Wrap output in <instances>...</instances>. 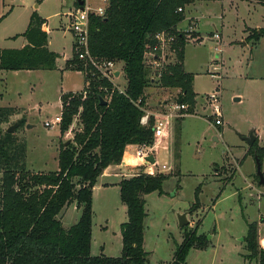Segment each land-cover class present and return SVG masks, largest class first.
<instances>
[{"label":"rangeland","instance_id":"obj_1","mask_svg":"<svg viewBox=\"0 0 264 264\" xmlns=\"http://www.w3.org/2000/svg\"><path fill=\"white\" fill-rule=\"evenodd\" d=\"M76 1L0 0V48L22 47L23 33L33 13H37L46 21L49 49L69 61L80 60L83 68V71H0V107L15 108L0 123V131L12 135L15 143L26 145L29 171L56 172L61 145L68 140L72 142L78 131V121L65 135L60 132V123L52 128L45 126L47 121L55 122L61 116L62 94L84 93L90 82L89 76L83 74L89 64L79 59L78 47L69 31L70 12ZM88 4L97 8L101 2L88 0ZM200 4L196 1L185 6V19L193 16L198 23L188 26L185 20L177 26L176 34L172 35L175 40L162 48L160 67L152 65L149 55L145 58L149 76L158 81V69L176 62L177 36L183 34L184 65L195 77L196 102L193 106L186 104L182 115L176 113L171 140L165 138L158 146L153 175L164 174L168 178L161 194L153 192L145 196L144 249L149 264H173L184 236L178 214L189 212L198 203L197 210L189 214L191 224L187 228L203 235L208 246L204 250L191 249L185 264H257L245 258L248 254L245 237L248 224L257 223L259 243L264 247V186L258 183L255 160L258 154L254 152L264 149V35L258 42L254 39L255 32L264 29V9H258L256 4L250 9L245 5L234 9L218 1L204 4L196 11ZM246 29L248 33L244 32ZM91 64L100 66L97 62ZM63 66L67 68L64 62ZM117 67L122 75L116 84L124 89L127 80L123 64ZM214 91L220 98V116L215 115L208 98ZM158 92L159 99L166 98L158 104L163 112L168 110L167 104L176 102L174 98L180 90L169 89L162 96L161 90ZM11 127L15 128L13 133L8 132ZM252 132L258 137L254 148L245 140ZM136 150L132 147L129 152L135 155ZM259 154L264 173V152ZM163 166L170 169L162 171ZM145 169L144 165L124 171L122 178H131ZM92 211V256L120 257L122 225L128 221V214L119 188H96ZM81 214L82 208L72 204L59 218L63 227L69 229Z\"/></svg>","mask_w":264,"mask_h":264},{"label":"trees","instance_id":"obj_2","mask_svg":"<svg viewBox=\"0 0 264 264\" xmlns=\"http://www.w3.org/2000/svg\"><path fill=\"white\" fill-rule=\"evenodd\" d=\"M196 1L110 0L104 17H90L91 57L123 64L127 85L119 89L114 80L90 66L84 75L90 78L84 93L62 94L61 134L65 135L75 121L79 124L73 141L60 147L56 172L29 171L26 145L15 143L12 135L0 131V264H149L144 249L145 196L161 194L168 176L142 172L120 182V198L128 214V221L122 225L120 257L91 254L93 189L107 168L123 162L127 146L153 143L154 116L147 124L142 122L147 114L148 87L155 84L179 89L174 98L177 103L195 104V77L185 70L183 34L177 36L176 62L158 70V81L149 76L145 58L155 45L154 36L162 31L176 34L177 26L185 19V6ZM257 1L264 4V0ZM45 24L33 13L23 33L27 44L20 49H0V71L57 69L59 56L48 48ZM263 35L264 29L256 31L255 41ZM79 64L80 60L72 59L67 69L83 71ZM101 98L107 102L105 105ZM14 111L0 107V123ZM257 142L258 138L252 148ZM254 152L261 160L259 153L264 149ZM72 204L82 208V214L75 225L65 229L59 217ZM197 207L198 203L194 204L189 212ZM187 227L182 228L183 241L177 246L173 264H185L191 249L204 250L208 246L203 235ZM245 243V258L264 264L257 223L248 224Z\"/></svg>","mask_w":264,"mask_h":264},{"label":"built area","instance_id":"obj_3","mask_svg":"<svg viewBox=\"0 0 264 264\" xmlns=\"http://www.w3.org/2000/svg\"><path fill=\"white\" fill-rule=\"evenodd\" d=\"M100 2L101 5L97 8H92L88 4V0H84L83 6H80L78 4L72 10V12H70L69 31L72 33L74 42L78 47L77 55L79 59L85 60V62L89 64V67L92 66L95 70H99L104 76L109 77L115 82V79L118 78V76H115V72H118L117 65L113 61L103 62L97 59H93L89 52L90 17L92 15L97 17H104L108 5L110 3V0H100ZM178 11L182 12L183 10L182 8H179ZM154 39H155V45L148 50L146 55H149L152 58V65H154L155 67H160L161 63L159 57L161 56L163 46H165L166 43L173 42L175 39L172 35H170L166 31L158 32L154 36ZM162 56H164L163 53ZM166 57L164 58V60L167 62L168 60H166ZM92 62H97L100 66L95 67L91 64ZM94 69L91 70L92 75H94L93 72ZM83 74L84 75L86 74V70L83 72ZM208 98L211 101V103L214 105L215 115L220 116L221 108L218 105L220 98L217 92L214 91ZM166 107L168 109L167 111L164 110L163 112H160L158 114L147 113L142 119L143 124H147L149 117L151 115L154 116L153 143L150 145H139L136 150V157L138 158V160H140V162H142L141 166L145 165L146 166L145 172L151 175L154 174V168L156 167V163H157L156 158L158 154L159 144H161L165 138H168L170 136L172 122L175 119V117L177 115H182V112L187 109L186 104H180L177 102L172 104H167ZM176 113L178 114L176 115ZM61 121H62L61 116H58L55 118V122L47 121L45 123V126L52 128L56 123L57 124L61 123ZM216 123L219 124L218 120L216 121ZM149 158H153L154 161L153 162L149 161L148 160ZM167 169L170 168H167V166L162 167V171H165Z\"/></svg>","mask_w":264,"mask_h":264},{"label":"crops","instance_id":"obj_4","mask_svg":"<svg viewBox=\"0 0 264 264\" xmlns=\"http://www.w3.org/2000/svg\"><path fill=\"white\" fill-rule=\"evenodd\" d=\"M78 1L79 0H77L76 2H75V4H74V7H73V9L78 5ZM84 1V0H83ZM199 2H201L202 4H200L199 5V9H197L196 11H199V10H201L202 9V7H203V5L204 4H208V3H212V2H218V1H220V2H226V3H228L229 5H230V7H232V8H234V9H238L240 6H242V5H245V6H247L249 9H250V6H253L254 4H256V6L258 7V9L259 8H263L264 9V4H262V3H260L259 1H257V0H198ZM37 7L39 6V4H37L36 5ZM257 9V10H258ZM42 18V17H41ZM186 18L187 19H184L182 22H184L185 20H188V26H190V24H193L195 21L198 23V19L196 18V17H193V16H189V17H187L186 16ZM182 22L181 23H179V27L181 26V24H182ZM245 26H247V25H245ZM247 28V27H246ZM45 29L47 30V32H48V27L46 26V24H45ZM248 29V28H247ZM247 29L246 30H244V32L245 33H248L247 32ZM249 35V34H248ZM248 35H245V37H247ZM222 40H223V38H222ZM48 41H49V39H48ZM27 44V42H26V40H25V42L23 43V45H22V47L23 46H25ZM48 45H49V43H48ZM22 47H20V48H22ZM20 48H10V49H20ZM49 48V47H48ZM0 49H2V48H0ZM50 50V49H49ZM51 51V50H50ZM52 52H54V53H56V54H58V59H57V69L56 70H60V71H67V70H70V69H67L66 68V66L64 67L63 66V62L65 63V65H67V62L69 61V58H64L63 56H61L59 53H57L56 51H52ZM60 62H62V64L60 63ZM118 65H120V63L118 64ZM117 65V66H118ZM118 68V67H117ZM186 70V69H185ZM187 71V70H186ZM118 72L120 73L119 75H118V78L117 79H115V83H116V81L120 78V76L122 75V73L119 71V69H118ZM188 72V71H187ZM190 73V72H189ZM153 82H154V80H153ZM118 85V84H117ZM120 88V87H119ZM193 88H194V84H193ZM123 89V88H122ZM125 89V88H124ZM161 90V96L163 95V93H165L167 90H169V89H166V88H161V87H159V86H157V85H155V84H152L150 87H148L147 89H146V91H145V96H146V108H147V113H149V114H158V113H160L162 110H160L159 108H160V106L158 105L159 104V102H161V101H164V100H166V98H164L163 100H162V98L163 97H161L160 99H159V92L158 91H160ZM71 92H73V93H75V91H71ZM78 92V91H77ZM195 92V91H194ZM68 93H70V92H68ZM154 93H155V95L157 96V97H154L155 95H154ZM196 93V92H195ZM167 94V93H166ZM152 95H154L153 97H152ZM159 99V100H158ZM168 101V100H167ZM156 102H158V103H156ZM15 109V108H14ZM172 132H173V128L171 127V134H170V137H168L170 140H171V135H172ZM258 138V137H257ZM132 147H135V148H138V145H129V146H127L126 147V150H125V154H124V157H123V162L120 164V165H113V166H110L109 168H107L105 171H104V173H103V175L102 176H100L99 177V179H98V182H97V184H96V186L94 187V189H93V191L96 189V188H100V189H109V188H111V187H118L119 188V190H120V187H119V184H120V182L123 180V179H125V178H122V173L124 172V171H128V170H130V169H133V168H135V167H139V166H141V162H140V160H138V158L136 157V154L134 155V154H131L130 152H129V149H131ZM111 178H116V179H118V181L116 182V181H109V180H111ZM108 180V181H107ZM190 224H191V222H190Z\"/></svg>","mask_w":264,"mask_h":264},{"label":"water","instance_id":"obj_5","mask_svg":"<svg viewBox=\"0 0 264 264\" xmlns=\"http://www.w3.org/2000/svg\"><path fill=\"white\" fill-rule=\"evenodd\" d=\"M78 4L80 6H83L84 5V1L83 0H79ZM168 59H169V57L167 56L166 60H168ZM118 75H119V72H115V76H118ZM100 101H101V104H104V105L107 103L102 98L100 99ZM14 130H15V128L11 127L8 130V132L9 133H13ZM245 140L252 147L255 144L256 140H257V136L255 135L254 132H252L249 137L245 138ZM70 143H71V141L68 140L67 142H65V146L67 147ZM148 160L151 161V162L154 161L153 158H149ZM255 160H256V165H257V175H258V178H259V185L264 186V173H263V170H262V162H261L260 158L258 157V155L255 156ZM189 214H190V212H186V213H183V214H178V224H179L180 228H184V227L190 225ZM242 241H243V239H242Z\"/></svg>","mask_w":264,"mask_h":264}]
</instances>
